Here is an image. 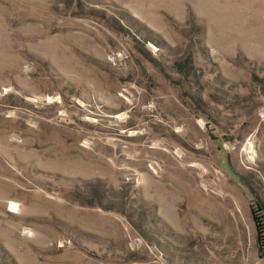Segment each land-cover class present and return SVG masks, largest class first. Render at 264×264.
Segmentation results:
<instances>
[{"label":"rangeland","instance_id":"1","mask_svg":"<svg viewBox=\"0 0 264 264\" xmlns=\"http://www.w3.org/2000/svg\"><path fill=\"white\" fill-rule=\"evenodd\" d=\"M264 0H0V264H264Z\"/></svg>","mask_w":264,"mask_h":264},{"label":"trees","instance_id":"2","mask_svg":"<svg viewBox=\"0 0 264 264\" xmlns=\"http://www.w3.org/2000/svg\"><path fill=\"white\" fill-rule=\"evenodd\" d=\"M264 223V222H263ZM262 232H263V235H264V226H263V230H262Z\"/></svg>","mask_w":264,"mask_h":264}]
</instances>
